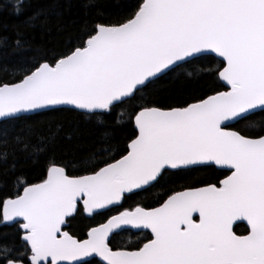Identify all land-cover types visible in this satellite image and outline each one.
I'll return each instance as SVG.
<instances>
[{
    "label": "snow or ice",
    "instance_id": "snow-or-ice-1",
    "mask_svg": "<svg viewBox=\"0 0 264 264\" xmlns=\"http://www.w3.org/2000/svg\"><path fill=\"white\" fill-rule=\"evenodd\" d=\"M75 2L62 47L0 36V264H264V0Z\"/></svg>",
    "mask_w": 264,
    "mask_h": 264
},
{
    "label": "trees",
    "instance_id": "trees-1",
    "mask_svg": "<svg viewBox=\"0 0 264 264\" xmlns=\"http://www.w3.org/2000/svg\"><path fill=\"white\" fill-rule=\"evenodd\" d=\"M21 4L19 12L16 10V5ZM45 13L49 16L50 24L46 27L32 28L27 26V19L36 14ZM83 15V10L78 6L75 0H0V36L9 38V41L14 39L18 34L22 35L23 38L30 40L35 48L44 46L48 48H59L62 47L68 31L73 28V21H78ZM61 29H64L63 31ZM31 53H14L11 49L7 50L6 54L0 55V63L3 64H17L21 61V58H28ZM200 67H208L207 65H201ZM3 75V73H0ZM201 85L194 84L192 87H200ZM224 90V89H220ZM68 116V114H63ZM70 119L71 117L68 116ZM41 120L46 117L39 118ZM253 119L259 121L260 117L257 115ZM249 124V121H241L235 125V128L245 130ZM117 138L123 141L126 138V132L120 130L117 132ZM72 154H68L66 158H71ZM44 168V162L41 160L39 163L34 165H28L27 171L33 178L40 175ZM219 176L223 178V174L220 171L216 172H200L197 174V179H208L211 178L214 182L215 177ZM34 182H38L35 181ZM195 183V181H191ZM178 184L184 183V181H177ZM196 186H203L197 184ZM161 195L160 189H155L152 193L136 198V200L128 201V205H134L136 202L142 203L144 206H158L157 201ZM97 220L102 219L97 217ZM78 232H81L85 225L94 223V221L79 218L76 222ZM238 234L246 233V226L244 224H238L235 228ZM9 233L8 240L12 241V229H4ZM150 235L147 232H124L121 233L113 240V245L121 249H134L136 245L142 244Z\"/></svg>",
    "mask_w": 264,
    "mask_h": 264
},
{
    "label": "water",
    "instance_id": "water-1",
    "mask_svg": "<svg viewBox=\"0 0 264 264\" xmlns=\"http://www.w3.org/2000/svg\"><path fill=\"white\" fill-rule=\"evenodd\" d=\"M239 224H244L245 226H246V222H244V223H239ZM144 232H146V231H144ZM148 232V231H147ZM246 234V233H245Z\"/></svg>",
    "mask_w": 264,
    "mask_h": 264
},
{
    "label": "flooded vegetation",
    "instance_id": "flooded-vegetation-1",
    "mask_svg": "<svg viewBox=\"0 0 264 264\" xmlns=\"http://www.w3.org/2000/svg\"><path fill=\"white\" fill-rule=\"evenodd\" d=\"M142 232H144V231H142ZM147 232V231H146ZM133 233H139V232H133ZM149 235H150V233L149 232H147Z\"/></svg>",
    "mask_w": 264,
    "mask_h": 264
}]
</instances>
